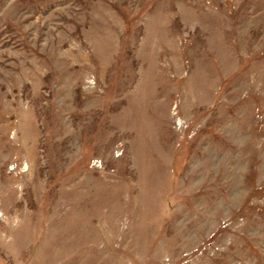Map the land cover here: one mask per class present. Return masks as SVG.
<instances>
[{
  "label": "rangeland",
  "instance_id": "rangeland-1",
  "mask_svg": "<svg viewBox=\"0 0 264 264\" xmlns=\"http://www.w3.org/2000/svg\"><path fill=\"white\" fill-rule=\"evenodd\" d=\"M0 264H264V0H0Z\"/></svg>",
  "mask_w": 264,
  "mask_h": 264
}]
</instances>
